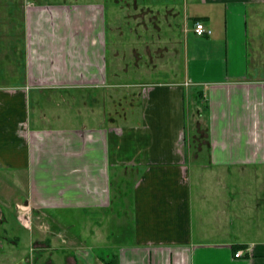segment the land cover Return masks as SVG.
Here are the masks:
<instances>
[{"label":"crops","instance_id":"0c3cea01","mask_svg":"<svg viewBox=\"0 0 264 264\" xmlns=\"http://www.w3.org/2000/svg\"><path fill=\"white\" fill-rule=\"evenodd\" d=\"M185 1L184 81L130 85L117 61L145 56L117 46L102 1L24 5L18 79L0 84V194L49 226H23L24 258L3 237L11 264H264V79L249 64V13L264 0ZM157 6L139 7L156 30Z\"/></svg>","mask_w":264,"mask_h":264},{"label":"rangeland","instance_id":"374dc122","mask_svg":"<svg viewBox=\"0 0 264 264\" xmlns=\"http://www.w3.org/2000/svg\"><path fill=\"white\" fill-rule=\"evenodd\" d=\"M28 0H3V6L0 8V35L4 40L3 44V55L0 54V84H11L13 82H17L18 77L12 76V65L18 59L21 63L22 61V43L23 37L26 35V27L24 25L25 22V10L24 5ZM32 1H50V2H88L93 0H32ZM94 1H102L106 6V15L104 18L109 20V18H113L119 23L117 25V30H119L120 34L118 38H121V41H117V46H120L122 49H126L128 51L129 45L137 46L143 52L145 56L140 61L137 59L132 60H121L117 61L116 70L117 77L116 82L117 85H130V83H144V84H158V83H182L184 81V72H185V58L184 52H187L188 46L190 47L191 42L188 43V38L186 32V24H185V16H184V3L185 0H116V4L113 5V0H94ZM130 1L131 6L130 7ZM142 2V5H148L152 8L157 7L162 9V12H158V16L162 17V20L159 19L158 24L160 28L158 30L151 27L152 23H150L151 16H155V12H151L147 14L144 11H140L139 7ZM144 2V3H143ZM147 2V3H145ZM135 3V7H134ZM153 3V4H151ZM156 5V6H155ZM137 6V7H136ZM155 6V7H154ZM137 8V9H136ZM149 9V8H148ZM149 12V11H147ZM260 15V18L255 16ZM145 17L146 20H145ZM36 18V17H35ZM128 19L130 22L132 19H136L142 21L140 24H135L133 34H129L126 36V41L123 42V30H125L127 26ZM126 20L127 22H125ZM124 21V22H123ZM123 22V23H121ZM258 26V28H257ZM145 27V29L143 28ZM138 28V30H137ZM128 32L133 28H126ZM140 32V33H139ZM118 34V32H117ZM190 35V33H189ZM249 51H250V69L251 72L253 70L256 71V75L258 73L262 74L260 76L261 79H264V10L259 13H254L250 11L249 13ZM130 43H127L129 42ZM13 50V52H12ZM17 57V58H16ZM18 63V62H17ZM260 70H259V69ZM21 70V69H20ZM2 71V75H1ZM130 86H126L123 88L124 92L117 93V98L120 95H129L128 90ZM135 87V86H134ZM138 87H136L137 89ZM141 88V86H139ZM135 89V88H134ZM35 96H37L36 90H32ZM126 91V92H125ZM50 97H47L49 99ZM129 98V96H128ZM130 99V98H129ZM124 106V111H127L128 115L134 120L138 117L139 108L138 105L129 108L130 106L122 103ZM34 109V108H33ZM122 112V108L117 107L116 113ZM123 111V112H124ZM34 115L37 116V112L34 111ZM46 122V121H44ZM140 123V121L138 122ZM137 123V124H138ZM196 166V164H195ZM193 167V177L196 178L198 172L196 171V167ZM7 178V176H5ZM250 177L251 179H248ZM246 178V177H245ZM247 180L254 181V178L251 176H247ZM18 190V189H17ZM21 190V188L19 189ZM12 189L6 188L3 192L4 196H9V198H4L0 202V209L5 210V218L3 222H0V264H11L12 261L15 260L17 254H11L7 252L6 247L7 244L3 237H11L13 235H17L19 237V241L15 245V249L19 253L20 258H24L26 254H28V245L27 241L25 242L26 235H28L27 230L23 228V226L27 229L30 227H41L44 228L46 224L49 226L47 221L41 219L34 220V216L31 214L30 210L24 209L20 212L17 210L14 211L12 208L10 209L9 200H12L11 196ZM4 196H1L0 199ZM228 203H226V207L228 210ZM240 208V207H239ZM239 215L243 214V211L238 210ZM247 212V211H246ZM231 212H229V215ZM27 216V224L22 223L20 216ZM21 224L17 222V219ZM22 217V218H23ZM39 218V216H37ZM31 220V221H30ZM75 226V225H74ZM76 228V226L74 227ZM117 231L119 230V226H116ZM8 254V257H7ZM19 258V259H20ZM17 260V259H16Z\"/></svg>","mask_w":264,"mask_h":264},{"label":"built area","instance_id":"2783aa9c","mask_svg":"<svg viewBox=\"0 0 264 264\" xmlns=\"http://www.w3.org/2000/svg\"><path fill=\"white\" fill-rule=\"evenodd\" d=\"M193 31H194V33L196 34V35H200V36H203V35H208V34H210L211 33V29L210 28H208V27H206L205 26V24L202 22V21H196L195 23H194V27H193ZM23 207L24 206H22V205H17V208L19 209V211L21 212L22 210H23ZM25 209V208H24ZM21 217V221H22V223H26L27 222V216H20ZM23 217V218H22ZM27 224V223H26ZM47 227V225L45 224L44 225V228H46ZM242 255V252L241 251H237L236 253H235V257H239V256H241Z\"/></svg>","mask_w":264,"mask_h":264}]
</instances>
